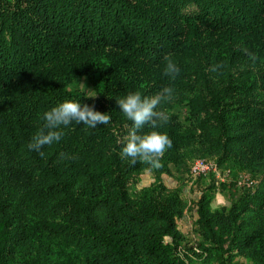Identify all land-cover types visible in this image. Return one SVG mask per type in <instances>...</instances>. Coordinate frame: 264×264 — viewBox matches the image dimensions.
Segmentation results:
<instances>
[{
	"label": "trees",
	"instance_id": "trees-1",
	"mask_svg": "<svg viewBox=\"0 0 264 264\" xmlns=\"http://www.w3.org/2000/svg\"><path fill=\"white\" fill-rule=\"evenodd\" d=\"M164 87L155 130L172 146L158 169L131 165L116 98ZM66 100L111 120L59 126L41 157L27 145ZM197 158L228 176L196 177L186 238L162 174L182 181ZM0 264H264V0H0Z\"/></svg>",
	"mask_w": 264,
	"mask_h": 264
},
{
	"label": "clouds",
	"instance_id": "clouds-1",
	"mask_svg": "<svg viewBox=\"0 0 264 264\" xmlns=\"http://www.w3.org/2000/svg\"><path fill=\"white\" fill-rule=\"evenodd\" d=\"M245 51L247 52L246 49ZM247 55L253 63L256 62L257 57L254 53L247 52ZM165 59L167 63L164 74L175 78L180 69L171 59L168 57ZM219 67L222 66H213L211 71L215 72ZM172 94V88L164 87L152 96H142L140 91H135L128 92L122 98H116L120 111L127 120L132 122L128 134L122 138L123 146L120 152V156L127 158L131 165H135L139 161L148 164L152 169L162 166L161 159L166 149L172 146V141L166 133L155 130L159 126L158 122L168 120L166 112L157 109L162 101L170 100ZM95 95H87V97L95 98ZM43 119L46 121L44 127L48 131H38L27 145L29 150L38 152L41 157L44 156V152L41 151L43 146H51L54 142L60 141L62 132L56 130L59 126H68L71 122H76L87 125L89 128H95L97 124H109L111 117L107 112L97 111L88 104L66 100L44 112ZM146 125L151 130L140 132L139 130Z\"/></svg>",
	"mask_w": 264,
	"mask_h": 264
},
{
	"label": "rangeland",
	"instance_id": "rangeland-1",
	"mask_svg": "<svg viewBox=\"0 0 264 264\" xmlns=\"http://www.w3.org/2000/svg\"><path fill=\"white\" fill-rule=\"evenodd\" d=\"M209 161L215 163L214 160L209 159ZM190 164L191 161L188 162V165ZM184 174L185 176L182 181H177L174 177L166 175L165 173L162 174V179L163 182L170 188L179 187L180 193L184 196L186 200V208L184 209V214L177 219V227L186 238H189L192 236V221L196 217L194 203L199 198L201 194V189L200 186L195 183L196 177L191 176L189 169ZM227 176L228 175L220 174V179L223 180ZM151 180V174L148 171H145L141 174L140 181L137 185H147ZM225 202L226 200L222 193L216 190L214 197L211 201L212 206H218Z\"/></svg>",
	"mask_w": 264,
	"mask_h": 264
},
{
	"label": "built area",
	"instance_id": "built-area-1",
	"mask_svg": "<svg viewBox=\"0 0 264 264\" xmlns=\"http://www.w3.org/2000/svg\"><path fill=\"white\" fill-rule=\"evenodd\" d=\"M208 171H213L217 178H221V173L219 172L217 166L209 160L197 158L190 165L191 176L197 177L201 174H205ZM237 184L251 186L253 184V180L249 179L247 175L242 174L237 180Z\"/></svg>",
	"mask_w": 264,
	"mask_h": 264
}]
</instances>
